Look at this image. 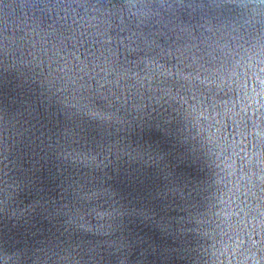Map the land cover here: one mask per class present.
Segmentation results:
<instances>
[{
    "label": "water",
    "instance_id": "95a60500",
    "mask_svg": "<svg viewBox=\"0 0 264 264\" xmlns=\"http://www.w3.org/2000/svg\"><path fill=\"white\" fill-rule=\"evenodd\" d=\"M66 258L264 264V0H0V264Z\"/></svg>",
    "mask_w": 264,
    "mask_h": 264
},
{
    "label": "snow or ice",
    "instance_id": "6c2138e0",
    "mask_svg": "<svg viewBox=\"0 0 264 264\" xmlns=\"http://www.w3.org/2000/svg\"><path fill=\"white\" fill-rule=\"evenodd\" d=\"M105 48H109L110 47V42L108 44L104 45ZM100 55L103 57L104 56V52L103 50H101ZM106 58V57H105ZM66 264H74V262L70 259V258H66Z\"/></svg>",
    "mask_w": 264,
    "mask_h": 264
},
{
    "label": "clouds",
    "instance_id": "9594fccd",
    "mask_svg": "<svg viewBox=\"0 0 264 264\" xmlns=\"http://www.w3.org/2000/svg\"><path fill=\"white\" fill-rule=\"evenodd\" d=\"M16 261H17V260H15V259H14V262H13V264H16Z\"/></svg>",
    "mask_w": 264,
    "mask_h": 264
}]
</instances>
